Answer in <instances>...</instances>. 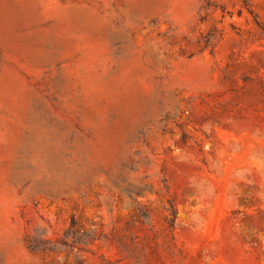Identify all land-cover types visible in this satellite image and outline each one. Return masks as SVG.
<instances>
[{"label": "rangeland", "instance_id": "obj_1", "mask_svg": "<svg viewBox=\"0 0 264 264\" xmlns=\"http://www.w3.org/2000/svg\"><path fill=\"white\" fill-rule=\"evenodd\" d=\"M0 264H264V0H0Z\"/></svg>", "mask_w": 264, "mask_h": 264}, {"label": "trees", "instance_id": "obj_2", "mask_svg": "<svg viewBox=\"0 0 264 264\" xmlns=\"http://www.w3.org/2000/svg\"><path fill=\"white\" fill-rule=\"evenodd\" d=\"M176 219H177V208H176V205L172 202L171 203V219L169 220L172 226L175 225Z\"/></svg>", "mask_w": 264, "mask_h": 264}]
</instances>
